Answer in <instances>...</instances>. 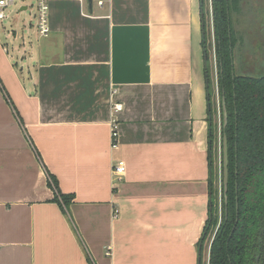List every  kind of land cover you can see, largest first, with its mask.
Segmentation results:
<instances>
[{"label":"crops","instance_id":"0c3cea01","mask_svg":"<svg viewBox=\"0 0 264 264\" xmlns=\"http://www.w3.org/2000/svg\"><path fill=\"white\" fill-rule=\"evenodd\" d=\"M98 1L90 13L87 0H50V34L25 25L27 68L0 37V264H200L211 201L201 1ZM209 253L204 243L202 264Z\"/></svg>","mask_w":264,"mask_h":264},{"label":"trees","instance_id":"16d2710c","mask_svg":"<svg viewBox=\"0 0 264 264\" xmlns=\"http://www.w3.org/2000/svg\"><path fill=\"white\" fill-rule=\"evenodd\" d=\"M206 54V79L210 86L209 50L206 32V6L200 0ZM241 0H211L213 36L217 63V80L222 112V181L223 138L228 139L229 181L221 203L215 188L216 132L214 112L209 94V158L211 168V201L209 215L199 241L200 264L203 245L213 233L209 264H264V75H237L234 69V48L238 41L232 25V14L239 13ZM3 88V86H1ZM225 98L228 121L223 117ZM52 184H57L51 177ZM73 195L58 189L56 199L64 204ZM220 204V205H219Z\"/></svg>","mask_w":264,"mask_h":264},{"label":"rangeland","instance_id":"374dc122","mask_svg":"<svg viewBox=\"0 0 264 264\" xmlns=\"http://www.w3.org/2000/svg\"><path fill=\"white\" fill-rule=\"evenodd\" d=\"M96 1V0H95ZM29 5L28 9L21 10L22 4L10 7L15 12L14 18L5 20V25L9 30H16L10 38L6 39L4 33L0 37L3 42H8L10 52L12 54L11 60L16 65L18 70L30 63L29 55L27 59L21 60V57L25 55L22 51L18 52V49L22 47V50L27 48L28 44L20 46L23 43L22 36H25L27 42L29 36L28 29H25V25L36 24L37 19L33 17L36 13V9L32 6V2L25 3ZM24 4V5H25ZM210 2L206 6L208 13V21L210 32H208V50H209V70H210V96L211 104L214 112V125L213 130L216 132V155L215 157V188L218 190V198L221 203L222 195V112H221V96L219 93V87L217 80V63L214 36L212 33V14H211ZM205 10V11H206ZM206 11V12H207ZM232 25L234 32L237 35L238 41L234 48V69L237 75H250V76H262L264 75V0H241L239 13L232 14ZM25 29V30H24ZM8 37V36H7ZM35 39V37H34ZM14 44V49L11 46ZM28 51V49H27ZM33 52V50H30ZM30 52H28L29 54ZM17 62V63H16ZM220 205V204H219ZM213 233H209L205 243L208 247L211 245Z\"/></svg>","mask_w":264,"mask_h":264},{"label":"built area","instance_id":"2783aa9c","mask_svg":"<svg viewBox=\"0 0 264 264\" xmlns=\"http://www.w3.org/2000/svg\"><path fill=\"white\" fill-rule=\"evenodd\" d=\"M32 2V6L35 7L36 13L34 14L37 19L36 28L38 33L46 37L51 32L50 27V0H0V30H7L5 25V20L10 19L13 10L10 7L22 4L21 8L26 5V2ZM25 4V5H24ZM98 4L103 5L104 1L99 0ZM20 8V9H21ZM7 47H5L6 49ZM124 108V105L120 102H114L112 104V119L110 121V135H111V146L112 148H117L119 146V129H118V121L117 114L121 112ZM126 169L125 162L123 160H119L116 166L114 167V173L116 176L123 175ZM117 214V211H116Z\"/></svg>","mask_w":264,"mask_h":264},{"label":"water","instance_id":"95a60500","mask_svg":"<svg viewBox=\"0 0 264 264\" xmlns=\"http://www.w3.org/2000/svg\"><path fill=\"white\" fill-rule=\"evenodd\" d=\"M88 10L90 13L93 12L94 0H87ZM26 6L22 7L21 10H25ZM223 117L226 125L228 121V113L225 105V98L223 97ZM229 181V151H228V139L226 136L223 138V189L224 193L227 192Z\"/></svg>","mask_w":264,"mask_h":264}]
</instances>
